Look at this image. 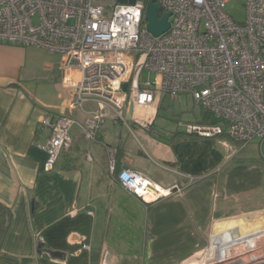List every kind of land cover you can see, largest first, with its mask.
Wrapping results in <instances>:
<instances>
[{
    "label": "crops",
    "instance_id": "crops-1",
    "mask_svg": "<svg viewBox=\"0 0 264 264\" xmlns=\"http://www.w3.org/2000/svg\"><path fill=\"white\" fill-rule=\"evenodd\" d=\"M60 60L42 47L0 43V202L12 211L0 264H195L212 239L211 259L245 253L264 262V223L253 224L264 215V160L241 154L252 143L227 151L213 137L157 124L164 94L150 130L116 122L111 109L96 141L75 124L47 170L40 145L51 130L41 121L86 117L72 106ZM123 169L143 173L151 191L124 189ZM233 245L234 256L225 252Z\"/></svg>",
    "mask_w": 264,
    "mask_h": 264
},
{
    "label": "built area",
    "instance_id": "built-area-1",
    "mask_svg": "<svg viewBox=\"0 0 264 264\" xmlns=\"http://www.w3.org/2000/svg\"><path fill=\"white\" fill-rule=\"evenodd\" d=\"M148 1L0 0V43L61 55L63 85L74 97L72 106L86 115L83 123L71 115L41 121L51 130L40 145L47 170L71 143L75 124L97 140L105 106L116 122L152 129L161 94L188 95L202 107L207 117L185 124L187 133L225 138L227 149L230 142L243 149L258 141L264 150V0H247L242 22L227 12L229 0H155L160 16L171 13L170 29L160 36L147 28ZM146 71L154 78L142 80ZM89 102L96 107L87 108ZM109 157L115 173L113 150ZM116 177L139 197L152 188L137 170L123 169ZM208 254L205 249L203 258Z\"/></svg>",
    "mask_w": 264,
    "mask_h": 264
},
{
    "label": "rangeland",
    "instance_id": "rangeland-1",
    "mask_svg": "<svg viewBox=\"0 0 264 264\" xmlns=\"http://www.w3.org/2000/svg\"><path fill=\"white\" fill-rule=\"evenodd\" d=\"M246 2L247 0H229V3L227 4L226 10L227 12L238 22H242L246 19ZM150 77L151 79L154 78V73H149L146 71L142 75V80ZM189 96H186L184 94H180L174 98L169 97L168 94H164V98L162 100L161 106H160V115L157 119V124L164 122L165 126H172L176 127L179 130L185 129V124L190 123V122H198L200 115L202 113V107L197 105L194 100ZM105 109H111L108 106H105ZM181 122L183 124H181ZM215 141L222 143L224 140L228 141L225 138H215ZM96 141V140H94ZM232 147L235 146L233 142H230ZM258 141H253L251 145H249L247 148H244L242 150L241 154H247L250 157L247 158H253V157H259L264 160V150H261L259 146H256ZM220 145V144H219ZM255 145V146H254ZM234 148V147H233ZM236 148V147H235ZM234 148V149H235ZM238 150L242 149L238 147ZM227 151H231L232 149H227ZM263 222L264 223V215L261 216L259 219L254 221L253 224H256L258 222ZM256 222V223H255ZM251 224V223H249ZM262 244V243H261ZM258 246L260 249V243L256 245L255 247H249L250 251H256L258 250ZM214 247L213 244V239L209 241V245L206 248L207 251L210 252V249ZM225 252L227 254H231L234 256L239 252L237 251V248L233 245V247L230 246L229 249H226ZM240 256H245V253L240 255ZM204 256L200 258V261L204 262ZM262 260V259H261ZM261 260L255 259L251 261V264H264ZM199 261V262H200ZM198 262V261H197ZM198 262V263H199ZM262 262V263H260Z\"/></svg>",
    "mask_w": 264,
    "mask_h": 264
},
{
    "label": "water",
    "instance_id": "water-1",
    "mask_svg": "<svg viewBox=\"0 0 264 264\" xmlns=\"http://www.w3.org/2000/svg\"><path fill=\"white\" fill-rule=\"evenodd\" d=\"M161 9H162V6L160 2L155 1V0L148 1L147 9H146V16H145L146 20L148 21L147 28L155 36H160L163 33L167 32L171 26L170 21H169V17L171 13L165 12L162 14V16H160ZM124 87L126 89L127 84H125ZM133 111H134V104L131 103L129 112L127 115L128 120H131ZM242 257H244L245 260L249 259L248 258L249 256L245 255V256L237 257L236 259H232V260H235L234 262H230V261H228L229 263L219 262L217 264H240L241 261L238 263V259Z\"/></svg>",
    "mask_w": 264,
    "mask_h": 264
},
{
    "label": "trees",
    "instance_id": "trees-1",
    "mask_svg": "<svg viewBox=\"0 0 264 264\" xmlns=\"http://www.w3.org/2000/svg\"><path fill=\"white\" fill-rule=\"evenodd\" d=\"M172 134H173V136H179L180 131H176V132H174ZM11 219H12V211H11V209L6 207V206H4L0 202V249H1L3 237H4L5 233H6V230H7L8 226L11 223Z\"/></svg>",
    "mask_w": 264,
    "mask_h": 264
},
{
    "label": "bare ground",
    "instance_id": "bare-ground-1",
    "mask_svg": "<svg viewBox=\"0 0 264 264\" xmlns=\"http://www.w3.org/2000/svg\"><path fill=\"white\" fill-rule=\"evenodd\" d=\"M149 191H151V190H149ZM148 191V192H149ZM147 196H149V194L147 195ZM210 255L208 254L207 256H205V258H204V262L203 261H201V262H199V264H217V263H221V261H219V260H221L222 258H220V257H216V258H214V259H211L210 257H209ZM223 256V255H222ZM229 258H232V257H228V259ZM217 260V261H216ZM253 260H255V258H252L251 260H245L246 262H244V263H242V264H251L250 262L251 261H253ZM258 260H261V259H258ZM227 262V261H225V260H223L222 259V262ZM198 263V262H197ZM197 263H195V264H197ZM239 263V262H238Z\"/></svg>",
    "mask_w": 264,
    "mask_h": 264
}]
</instances>
